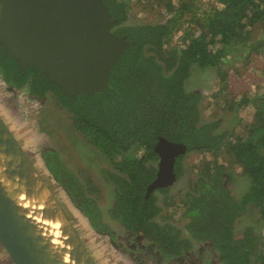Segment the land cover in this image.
<instances>
[{
    "label": "trees",
    "instance_id": "obj_1",
    "mask_svg": "<svg viewBox=\"0 0 264 264\" xmlns=\"http://www.w3.org/2000/svg\"><path fill=\"white\" fill-rule=\"evenodd\" d=\"M103 1L117 21L112 31L130 43L111 71L105 93L68 96L38 69H23L1 45L0 78L6 86L28 90L39 99L52 92L60 108L70 114L74 130L112 166L114 172H106L114 191L110 216L123 234L150 239L166 260L193 246L183 236L188 231L194 242L210 243L222 264H264V234L249 226L242 235L237 232L248 206L260 214L264 230V91L253 96L229 91L231 76L226 69L233 61L249 64L264 57V0H211L215 4L205 8L199 0ZM135 6L147 12L156 9L167 20L127 25ZM194 66L216 73L219 88L214 104L233 123L223 134L215 131L225 121L204 122L203 97L187 90ZM246 108L254 110L251 121L240 115ZM160 138L182 143L187 154L209 155L212 161L203 159L193 169L186 190L170 196L172 188L160 189L147 197L158 173L154 148ZM183 158L175 166L177 177L182 175ZM43 159L92 228L115 240L92 179L84 172H80L84 180L80 179L55 150L45 151ZM236 168L250 180L240 201L224 183L228 169ZM156 193L163 195L162 206ZM180 222H186L187 231L177 226Z\"/></svg>",
    "mask_w": 264,
    "mask_h": 264
},
{
    "label": "water",
    "instance_id": "obj_2",
    "mask_svg": "<svg viewBox=\"0 0 264 264\" xmlns=\"http://www.w3.org/2000/svg\"><path fill=\"white\" fill-rule=\"evenodd\" d=\"M103 0H0V45L23 69L36 68L68 96L105 93L111 71L130 47ZM156 179L147 195L173 187L186 145L160 138ZM23 197V199H21ZM59 224L50 244L29 215ZM0 243L14 264H97L60 202L0 116Z\"/></svg>",
    "mask_w": 264,
    "mask_h": 264
},
{
    "label": "rangeland",
    "instance_id": "obj_3",
    "mask_svg": "<svg viewBox=\"0 0 264 264\" xmlns=\"http://www.w3.org/2000/svg\"><path fill=\"white\" fill-rule=\"evenodd\" d=\"M199 2L202 8L215 4L211 0H199ZM159 16L156 9L147 12L144 8L135 6L130 13L127 25L167 20V17ZM231 63L232 65L226 68L231 76L229 91L235 93L247 91L251 96L264 91V57L253 59L249 64L236 61ZM186 87L189 92H198L203 97L201 115L204 122L212 123L219 119L225 121L215 131L217 134H223L231 128L232 118L229 120L228 116L224 112L220 113L214 104L216 102L213 96L218 91L219 82L213 69L203 70L194 66ZM253 112L252 108H246L240 115L246 121H251ZM0 116L55 194L96 263L139 264L135 260L137 254L132 255L134 250L131 246L133 244H126L123 230L110 216L114 191L111 183L107 181L106 172H114L112 166L88 140L74 130L70 114L60 108L54 96L50 95L42 101L30 99L27 91L20 90L16 93L8 91L0 78ZM215 116L216 119H214ZM47 149L57 151L64 164L79 175L80 179L84 180V177L80 176V172H84L99 188L101 193L98 195V204L106 224L109 225L111 232L115 233V240L110 233L102 235L95 231L87 217L72 203L64 188L55 181L43 159V153ZM203 159L212 161V157L209 155L206 158L199 155H188L183 160L182 175L178 177L177 183L171 187L168 195H176L179 191L186 190L189 182L193 179V171L201 165ZM222 163L223 161L220 160L219 164ZM228 172H230V176L227 175L224 178V183L234 199L240 201L249 191L250 180L242 174L239 168L228 169ZM156 196L158 204L162 206L163 195L156 193ZM174 214L179 216L180 212L177 211ZM259 219L260 214L255 208L248 206L238 222V235H242L247 226L255 227L258 233L264 234ZM185 225L186 222H180L177 226L187 231ZM183 236L194 243L188 231L187 235ZM262 242H264V237ZM147 262L156 264L153 261ZM0 264H14L1 243Z\"/></svg>",
    "mask_w": 264,
    "mask_h": 264
},
{
    "label": "flooded vegetation",
    "instance_id": "obj_4",
    "mask_svg": "<svg viewBox=\"0 0 264 264\" xmlns=\"http://www.w3.org/2000/svg\"><path fill=\"white\" fill-rule=\"evenodd\" d=\"M1 80L4 83V80L3 79ZM4 84L6 86V83ZM6 89L14 93L19 92L20 90L21 91L24 90L16 87H11L8 85L6 86ZM24 91H27L28 97L30 99H35L39 101L45 100L48 96L53 95L52 92H48V94L45 97L39 99L38 96H31L28 90H24ZM188 155L189 154H185L181 157H184L183 158L184 160ZM158 164H159V160H158ZM147 197L149 196L147 195ZM124 236H125L124 240L126 241V244H133L131 246V248L134 250L132 252V255L137 254V259L135 258V260L139 264H146L147 261H153L156 264H222L219 259V256L217 255L216 251L214 250L213 246L210 243L201 244L193 241L194 242L193 246L189 250L184 251V253L181 256L173 257L166 260L165 257L162 255V253L156 250L155 247L156 245L153 244L150 239L148 240L146 238L139 236L134 237L132 235L127 236V234H125ZM148 263L149 262H147V264Z\"/></svg>",
    "mask_w": 264,
    "mask_h": 264
},
{
    "label": "bare ground",
    "instance_id": "obj_5",
    "mask_svg": "<svg viewBox=\"0 0 264 264\" xmlns=\"http://www.w3.org/2000/svg\"><path fill=\"white\" fill-rule=\"evenodd\" d=\"M21 199H23V197H21ZM42 211H43L42 205L37 204L35 206V210L31 212L29 215V219L31 223L35 226L36 231L40 233V235H43L50 244L61 246L66 252V254H68L70 248L64 245L57 238L59 233V224L49 222L46 220L44 221L42 216Z\"/></svg>",
    "mask_w": 264,
    "mask_h": 264
}]
</instances>
